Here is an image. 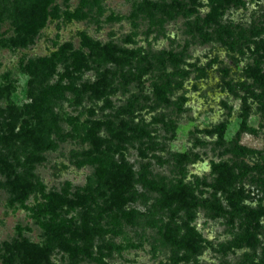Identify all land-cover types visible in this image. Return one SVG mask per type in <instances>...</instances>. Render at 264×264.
<instances>
[{"label": "rangeland", "instance_id": "obj_1", "mask_svg": "<svg viewBox=\"0 0 264 264\" xmlns=\"http://www.w3.org/2000/svg\"><path fill=\"white\" fill-rule=\"evenodd\" d=\"M36 1L0 0V264L4 245L22 240L47 245L50 264H264V83L248 77L254 65L264 73V0H231L210 22L204 17L212 0H196L190 14L187 0H98L91 6L53 0L48 9L55 6L57 18H47L30 42L12 44L14 19ZM73 12L77 18L64 15ZM82 33L108 46L110 55L92 59L81 46ZM65 43L88 64L61 84L80 88L105 73V99L86 93L76 105L70 91L52 99L40 127L51 129L54 149L32 151L24 140L5 141L7 108L23 111L29 94L57 82L63 70L57 63L33 79L30 64L49 59ZM93 119L123 132L117 140L104 125L99 136L111 139L108 160L130 166L133 189L115 224L101 212L98 197L91 211L61 210L73 242L89 252L72 259L48 242L40 226L47 217L32 214L43 202L39 191L29 193L23 207L10 203L5 174L26 172L44 193L81 194L93 181L94 167L78 164L90 148L82 129ZM14 125L19 133L35 120L19 114ZM30 153L37 157L28 162ZM219 163L234 175L227 189L213 187ZM182 185L194 197L189 211L166 203V194ZM229 193L235 206L226 200ZM84 225L88 234L80 233ZM168 229L178 236L191 230L196 252L172 244L164 235Z\"/></svg>", "mask_w": 264, "mask_h": 264}, {"label": "trees", "instance_id": "obj_2", "mask_svg": "<svg viewBox=\"0 0 264 264\" xmlns=\"http://www.w3.org/2000/svg\"><path fill=\"white\" fill-rule=\"evenodd\" d=\"M188 8H185V13L190 14L194 11L192 6L196 0H187ZM212 0V6L209 14L204 17L205 22L214 21L218 10L222 9L224 5H229L231 0H224V4H219ZM53 0H37L36 2H30L27 6H24L19 14L14 19V31L16 33L17 40H12V44L24 45L30 42L31 38L37 33V31L45 25L47 18H57V8L55 6L48 7L52 4ZM98 0H81L82 6L93 5L90 3H97ZM177 7H182L179 1L176 3ZM183 8V7H182ZM66 17L77 18V12L64 13ZM199 30V29H198ZM81 46L88 50L92 59L100 56H104L105 59L110 55L108 46H100L98 42L92 41L83 33L80 34ZM254 52L256 50H253ZM57 63H62L63 70L59 75L57 82L52 85L41 87L37 90L36 94H29L30 103L24 106V110L17 112L11 105L7 108L8 119L2 124L5 127L6 135L5 141L8 139H17L26 141L27 146L32 151H43L45 149H54L56 144L49 140L48 133L51 129L45 128V131L40 127L42 122H45V115L47 113L48 105L50 101L55 97L62 96L64 91H70L73 93V102L78 104L82 95L88 93L89 96L94 99L104 98V87L107 85V77L105 73L100 75V78L93 83L80 84V88H76L71 84L63 85L61 81L63 79L71 80L74 76H77L81 71L86 69L88 64V58L78 50H71L69 43L62 44L58 49L51 54L49 59H38L34 63L30 64V68L34 70L35 78L44 76L48 72H52ZM114 63L120 64L121 58L114 60ZM250 77L254 82L264 83V73L259 72L257 67L248 68ZM33 80H29L28 84L31 90H34ZM33 95V96H32ZM244 100V98H242ZM23 114L28 118L35 120V126L32 129L23 127L25 122L22 121V127L20 132H14L15 121L17 116ZM1 123V122H0ZM104 125H110L109 122H103L96 119L88 120L83 126L82 139L90 145L81 159L79 165H91L93 170V181L91 184H87L83 187L82 193L75 192L72 198L64 196L56 192L44 193L41 187L32 184L28 179V174L24 173V176L14 173H6L5 183L9 187L10 192L14 195L10 200L18 202L23 207V201L27 195L35 190H38L42 204L38 205L36 210L32 211L33 216L37 219L39 215L46 216V220L40 222L48 242L51 244L54 242L59 249L66 252L72 259L78 254L88 255L89 252L83 246L76 245L71 238V231L69 224L60 216V212L63 208L73 210L75 208H84L85 211H91L90 204L96 206V197L101 198L104 205L101 212L110 213L109 218L112 224L117 222L116 212L119 211L122 206L130 200V194L133 189V172L130 166L124 161L120 160L114 163L108 160L107 153L111 150V139H103L99 136L100 129ZM110 128V127H109ZM243 128V126H242ZM119 131V132H117ZM109 136L122 139L124 136L121 130H115L110 128L108 131ZM20 141V142H21ZM23 141V142H24ZM37 156L34 153H30L25 160L31 162L36 159ZM6 166V164L4 165ZM216 171V189H222L227 187L231 183L234 175L226 165V163H219L214 166ZM38 188V189H36ZM167 193V192H166ZM165 193V194H166ZM166 203H176L180 205L185 211H189L194 203V197L190 194V190L186 185H182L178 190H170L166 194ZM235 199L233 193H229L226 196V200L231 206H235ZM122 216L126 219H130L129 213L121 212ZM118 223V222H117ZM90 231H93L92 229ZM81 234H88L87 226H82ZM177 231L174 229L167 230L165 237L169 239L172 244L178 248L188 250L190 253H195L197 249V240L195 234L189 230L187 234L177 235ZM69 235L66 237L65 235ZM250 241L253 237H249ZM52 245V244H51ZM4 252L6 255L2 256V264H50L48 260L49 247L47 245L38 246L36 244L28 243L26 240L15 242L11 245H4ZM68 264H75L74 262Z\"/></svg>", "mask_w": 264, "mask_h": 264}]
</instances>
